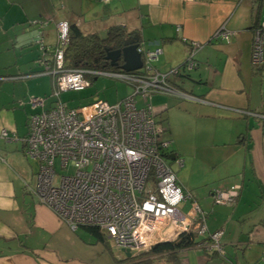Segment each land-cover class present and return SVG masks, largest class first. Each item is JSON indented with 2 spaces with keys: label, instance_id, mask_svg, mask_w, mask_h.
<instances>
[{
  "label": "crops",
  "instance_id": "0c3cea01",
  "mask_svg": "<svg viewBox=\"0 0 264 264\" xmlns=\"http://www.w3.org/2000/svg\"><path fill=\"white\" fill-rule=\"evenodd\" d=\"M60 21L100 37L120 25L143 48L159 47L151 63L178 93L150 94L156 121L171 104L187 109L199 129L206 126L204 138L184 151L183 165H173L180 171L179 184L203 213L206 234L196 241L221 231L223 254L192 246L179 251V264H259L264 253V66H252L250 56L253 31L264 21V0H0V264H125L124 252L110 240L84 228L71 230L26 186L33 184L39 166L35 170L37 160L26 155L22 138L29 115L54 100V78L43 68L57 44ZM221 26L232 33L229 40L213 37ZM197 44L193 66L173 72ZM69 91L59 94L68 107L62 95ZM33 97L43 98V105L33 107ZM162 127L171 148L170 133ZM3 129L12 139L2 138ZM169 154L176 155L173 149ZM233 185L239 188L232 202L214 201L216 189Z\"/></svg>",
  "mask_w": 264,
  "mask_h": 264
},
{
  "label": "built area",
  "instance_id": "2783aa9c",
  "mask_svg": "<svg viewBox=\"0 0 264 264\" xmlns=\"http://www.w3.org/2000/svg\"><path fill=\"white\" fill-rule=\"evenodd\" d=\"M231 34L221 26L213 37L229 40ZM67 37V22H58L57 44L45 58L43 68L54 78V100L48 109L29 115L27 133L22 138L26 155L39 162L33 184L26 186L71 230L97 227L121 252L128 250L136 255L157 243L174 241L194 226L196 234L204 236L203 213L166 160L171 141L164 137V128L147 102L153 92L178 93L167 74L151 63L161 49L139 45L142 66L133 71L84 70L65 66ZM192 46L182 66L173 72L193 66L192 51L200 45ZM251 46L252 66H264V21L254 29ZM84 73L117 78L129 84L132 92L113 103L96 98L87 105L68 107L59 94L87 87L90 82ZM138 98L143 100L140 106ZM30 102L33 107L42 106L43 98L33 97ZM1 136L12 139L6 129ZM56 159L61 167L70 166L73 172L57 175ZM170 160L178 168L183 165L179 156ZM238 188L216 189L214 201L232 202ZM186 201L189 208L182 210L180 205ZM220 234L215 231L194 246L222 254ZM259 264H264V253Z\"/></svg>",
  "mask_w": 264,
  "mask_h": 264
},
{
  "label": "trees",
  "instance_id": "16d2710c",
  "mask_svg": "<svg viewBox=\"0 0 264 264\" xmlns=\"http://www.w3.org/2000/svg\"><path fill=\"white\" fill-rule=\"evenodd\" d=\"M130 36H133L131 32H126L120 25L109 28L105 37H100L94 32L83 33L76 25H68V40L63 48L64 64L66 67L84 70H119L116 66H110L109 62L105 60L106 48H119L123 41ZM121 63L122 61H120ZM93 77L89 73H84V78L89 82ZM79 228H84L99 239L105 237L97 227L80 226ZM196 238V227L194 226L188 232L180 234L174 241L157 243L146 251L126 258L125 264L126 262H128L127 264H158V261L163 264H179V251L201 242L196 241Z\"/></svg>",
  "mask_w": 264,
  "mask_h": 264
},
{
  "label": "rangeland",
  "instance_id": "374dc122",
  "mask_svg": "<svg viewBox=\"0 0 264 264\" xmlns=\"http://www.w3.org/2000/svg\"><path fill=\"white\" fill-rule=\"evenodd\" d=\"M85 88V90L82 91H69V93H64L62 97L63 99L68 98L67 101H69L68 105L70 107H78L81 104L93 101L95 98L113 102L126 95L127 91V93H129V91L130 93L132 92V89L130 90L126 82L107 75L97 76V78L95 80H92L91 84H89ZM169 98L171 97H166V103H169ZM142 101V99L138 98L139 106L143 104ZM169 105L167 104L168 109H165L162 113L158 114L160 116L158 117V119L161 118V121L159 120L158 123H162V125L166 127V129H168L170 133L172 146L171 148H168V151L173 149L174 154L186 161L184 151L187 149H193V142L198 143L204 138V135H206V130L203 129H205L206 126L204 125L203 127H201V129H199L198 125H195L191 117L188 115L187 109L176 108V106L170 107ZM166 160H168L171 166L175 168L169 158H166ZM38 166L39 165L37 161L35 170L36 168H38ZM55 168L57 175H67L73 172V169L70 166L61 167L58 159H56L55 161ZM174 170L177 173V178L180 179V171L177 168H175ZM81 231L82 228H80V232ZM158 264L163 263H161V261H158Z\"/></svg>",
  "mask_w": 264,
  "mask_h": 264
},
{
  "label": "water",
  "instance_id": "95a60500",
  "mask_svg": "<svg viewBox=\"0 0 264 264\" xmlns=\"http://www.w3.org/2000/svg\"><path fill=\"white\" fill-rule=\"evenodd\" d=\"M138 37L136 35L126 38L121 47L116 49L106 48L105 60L110 66H116L124 71H133L142 66L141 53L138 51ZM121 59L122 63H118ZM183 62L179 65L181 67ZM173 156H170L171 159ZM126 258L132 257V254L126 250L124 251ZM223 254V253H222Z\"/></svg>",
  "mask_w": 264,
  "mask_h": 264
},
{
  "label": "flooded vegetation",
  "instance_id": "af4514ba",
  "mask_svg": "<svg viewBox=\"0 0 264 264\" xmlns=\"http://www.w3.org/2000/svg\"><path fill=\"white\" fill-rule=\"evenodd\" d=\"M121 59H118V63L120 64Z\"/></svg>",
  "mask_w": 264,
  "mask_h": 264
}]
</instances>
